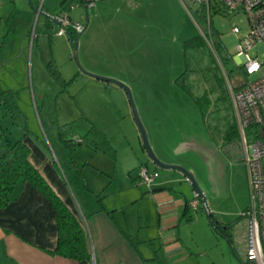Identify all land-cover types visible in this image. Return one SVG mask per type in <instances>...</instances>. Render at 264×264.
Returning a JSON list of instances; mask_svg holds the SVG:
<instances>
[{
  "label": "rangeland",
  "instance_id": "374dc122",
  "mask_svg": "<svg viewBox=\"0 0 264 264\" xmlns=\"http://www.w3.org/2000/svg\"><path fill=\"white\" fill-rule=\"evenodd\" d=\"M40 8L54 17L68 14L83 27L88 20L79 39L83 68L126 84L158 159L194 175L207 210L179 171L157 169L155 180H169L164 186L180 188L189 202H198V210L191 211L193 224L182 231L193 248L189 264H243V255L213 230L207 214L233 227L250 202L242 154L229 144L238 141L231 90L264 74V44L249 52L262 63L260 73L243 75L235 60L237 45L249 32L246 15L211 10L209 35L181 0H101L88 7L81 0H0V42L6 40L0 48V85L13 94L7 92L0 105V132L13 140L27 128L32 138L38 135L50 145L59 138L89 141L94 150L81 152L93 155L104 170H115L113 186L129 195L148 190L128 176L148 159L127 97L113 84L89 85L92 80L72 59L68 36L56 35L58 27L44 28L45 19H36ZM35 34L32 54L28 39ZM201 35L204 46L185 62L183 42ZM50 60L64 82L74 78L65 89L47 71ZM134 206L131 210L138 212Z\"/></svg>",
  "mask_w": 264,
  "mask_h": 264
},
{
  "label": "crops",
  "instance_id": "0c3cea01",
  "mask_svg": "<svg viewBox=\"0 0 264 264\" xmlns=\"http://www.w3.org/2000/svg\"><path fill=\"white\" fill-rule=\"evenodd\" d=\"M36 37L35 34L28 39L32 54ZM5 41L0 42V48ZM90 79L89 85L99 87L95 84L98 81ZM0 90L6 89L1 86ZM28 131L26 128L11 141L22 140L27 145L31 163L85 229L91 254L89 264L192 263L193 248L185 244L182 231L193 224V209L184 191L164 186L169 185V180H164L155 182L151 189H135L132 195L125 194L113 186L115 170H104L93 155L81 152L94 150L89 141L74 148L59 138L50 145L38 135L32 138ZM149 164V160L140 163L134 176L129 171L131 181L140 166L149 169ZM157 169L154 166L149 170ZM183 180L186 181L184 176ZM143 200L145 204L141 207ZM136 204L138 212H133L131 207ZM242 232L240 221L232 227L227 240L241 255ZM56 243L53 205L29 183L19 184L8 205L0 209V264H78L54 254Z\"/></svg>",
  "mask_w": 264,
  "mask_h": 264
},
{
  "label": "built area",
  "instance_id": "2783aa9c",
  "mask_svg": "<svg viewBox=\"0 0 264 264\" xmlns=\"http://www.w3.org/2000/svg\"><path fill=\"white\" fill-rule=\"evenodd\" d=\"M101 0H83L84 6L94 5ZM185 7L197 12L202 9L207 19L210 11L223 13L242 12L249 23V32L239 41L235 60L241 65L245 76L262 71V63L252 58L249 52L257 50L264 44V0H181ZM195 14V13H194ZM58 35H64L69 26L77 33L83 30L79 23L70 22L68 15L59 16ZM238 33L239 28H233ZM238 90H231L233 110L238 123L237 148L240 150L245 164L250 202L247 209L240 214L243 225V263L264 264V74L252 82H244ZM248 133H250L248 135ZM157 171L149 170L145 165L137 172V184L150 187L156 180ZM195 199H197L194 194ZM198 202H191L196 209ZM94 264V263H93Z\"/></svg>",
  "mask_w": 264,
  "mask_h": 264
},
{
  "label": "trees",
  "instance_id": "16d2710c",
  "mask_svg": "<svg viewBox=\"0 0 264 264\" xmlns=\"http://www.w3.org/2000/svg\"><path fill=\"white\" fill-rule=\"evenodd\" d=\"M194 13L195 16H197L198 19L204 23V26H206L203 30L204 33L212 35L213 32L211 29H209V19H207L204 10L198 9L197 12ZM44 27L47 29H52L54 26L50 21L46 20ZM65 34L68 36V38H73L74 40L78 39V33L75 32L71 26L65 29ZM51 37L52 35L49 32L48 38L51 39ZM204 44L205 41L202 35L192 37L184 41L182 45L184 61L186 62L189 53L198 50L200 47L204 46ZM214 46L217 50L220 49V45L218 43H215ZM225 60L226 59H224L223 62H225ZM45 67L51 76H53L55 80L62 84L60 86L63 89H65L66 86H68V84L74 79L73 78L71 81H69V83L64 82V80L61 78V75L59 74V68L53 60L46 62ZM239 70L244 75L241 67ZM183 74H185V72H183L179 77L183 76ZM240 86L236 87L235 90L240 89ZM7 92H9V90H0V105L3 102V96ZM193 99L198 104L200 103L198 98ZM237 133L238 132L236 130L235 134L237 135ZM249 134L250 133H248V135ZM229 140L232 139L230 138ZM62 141L65 142L66 145L74 148L84 143V140L82 139H78L77 141L62 139ZM236 143L237 141H230V148L233 151L236 149L239 152L240 150L237 148ZM29 153V148L22 140L11 141V139L5 135L4 132H0V209L8 205L16 186L22 183H29L39 192H41L51 202L55 209L57 243L53 253L60 257L74 260L78 264H89L91 261V254L88 247V238L85 229L78 222L74 214L71 213L67 206L62 202V200L55 194L53 189L40 174L39 170L31 163L29 159ZM132 182L137 184V174L134 178H132ZM188 202L189 201H187V203ZM185 209L186 212L187 207ZM212 222L213 225H211V227L213 230L219 235L224 236V238L229 241L228 236L232 226L218 222L214 218Z\"/></svg>",
  "mask_w": 264,
  "mask_h": 264
},
{
  "label": "water",
  "instance_id": "95a60500",
  "mask_svg": "<svg viewBox=\"0 0 264 264\" xmlns=\"http://www.w3.org/2000/svg\"><path fill=\"white\" fill-rule=\"evenodd\" d=\"M35 13H36V19L37 20L39 19V17H42L45 19V21L46 20L50 21L54 27L60 28V24L53 18L52 15H49L48 13L43 12L41 10L36 11ZM87 27H88V20H87L86 25L83 28V30L78 33V39L77 40H74L73 38H68L69 42L71 44V48H72V59L76 65L78 71L87 75L88 77L98 81V82H102V83H106V84H113V85L117 86L118 88H120L124 92V94L127 97L130 109H131L133 121H134L136 128L138 130L141 147H142L143 151L145 152L149 162L152 165H154L155 167H157L158 169L176 170V171H179L180 173H182V175L185 177L186 181L189 182V184L191 185V188L194 189V194L196 195L197 199L201 202L202 206L207 210L208 207H207V203H206V198L204 197L203 193L201 192V190H200V188H199V186H198V184L194 178V175L191 172L186 171L184 168H182L180 166L170 165V164L162 162L160 159H158V157L154 153V151L150 145V142H149L147 131H146V129L142 123V120H141L140 115L138 113L136 104L134 102L131 89L121 81H118V80H115L112 78H108V77L99 76L96 74H92V73L86 71L83 68V66L81 65L80 58H79V39ZM207 217L209 219L210 225H213L212 224L213 223L212 222L213 221L212 213H208Z\"/></svg>",
  "mask_w": 264,
  "mask_h": 264
},
{
  "label": "flooded vegetation",
  "instance_id": "af4514ba",
  "mask_svg": "<svg viewBox=\"0 0 264 264\" xmlns=\"http://www.w3.org/2000/svg\"><path fill=\"white\" fill-rule=\"evenodd\" d=\"M81 2L83 3V0H81ZM83 5H84V3H83ZM40 10L41 11H43V9L42 8H40ZM63 15H68V14H64V13H60V14H58V15H56L55 17L53 16V18L58 22V18H59V16H63ZM69 17V16H68ZM70 22H72L71 20H70ZM73 23V22H72ZM68 28V27H67ZM84 28V27H83Z\"/></svg>",
  "mask_w": 264,
  "mask_h": 264
}]
</instances>
